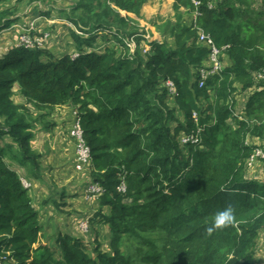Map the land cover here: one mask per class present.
<instances>
[{"label": "trees", "instance_id": "1", "mask_svg": "<svg viewBox=\"0 0 264 264\" xmlns=\"http://www.w3.org/2000/svg\"><path fill=\"white\" fill-rule=\"evenodd\" d=\"M16 1L0 9V32L19 20V4L37 0ZM148 1L70 0L69 49L19 45L0 56V264H264V178L248 177L246 165L254 147L248 134L264 139V79L255 78L264 70V8L250 13L239 6L253 0H198V7L175 0L174 19L160 27L168 37L149 41L143 55L145 31L129 13L140 17ZM196 10L199 26L218 46L228 45L226 67L204 85L201 69L210 68L211 50L189 20ZM107 35L115 41L101 45ZM133 35L134 54L124 38ZM15 87L25 103L13 99ZM247 90L243 119L234 117L237 96ZM61 106L80 114L91 178L104 187L91 201L94 212L78 223L107 225L110 250L100 243L90 250L69 232L42 241L38 201L22 179L43 180L42 153L32 141ZM191 132L199 141L182 145L181 134ZM122 182L126 192L118 189ZM56 192L59 198L50 195L40 207L60 210L76 196ZM229 206L236 222L208 234L214 214Z\"/></svg>", "mask_w": 264, "mask_h": 264}, {"label": "rangeland", "instance_id": "2", "mask_svg": "<svg viewBox=\"0 0 264 264\" xmlns=\"http://www.w3.org/2000/svg\"><path fill=\"white\" fill-rule=\"evenodd\" d=\"M174 1L157 0L156 2L154 1L148 12L143 9L140 17L131 15L133 18L135 17L134 19L141 26V28L139 27L140 31L144 29L146 32L149 29L151 32L147 36L149 41L157 39L162 42L168 37V35H165L167 34L166 29H161L160 27L164 26L166 21L170 20V17L174 19ZM17 4L18 1L13 0L1 4L0 9ZM71 6L72 3L70 0H37L31 4L28 2L19 4V20L12 27L10 26L0 32V56L4 55L12 46H19L20 34L23 31L29 34L32 27L31 33L33 35L35 33L40 34L46 30L51 31L52 38L43 48L53 49L55 51L59 50V52L69 49V44L72 42L70 29H72L71 26L73 24L71 25V22L66 18L67 12H65V9L69 10ZM239 6L242 9H247L250 13L262 11L264 8L263 0H253L249 7L241 3ZM247 17L248 15H244L242 19ZM47 19H54L55 22H49ZM124 38L127 39L129 37L126 36ZM99 41H101V45L106 46L114 42L115 38L107 35V39L100 37ZM140 43L143 46L146 44V40L143 39ZM70 51L72 53L76 52L75 48H72ZM142 54L144 55L143 52ZM14 89L16 92L13 94V99L18 103H25V97L21 93H18L16 87ZM250 94L251 91L249 90L239 92L235 105L236 113L243 116ZM27 105L32 107L31 103H27ZM31 110L39 113L33 107ZM72 110L73 108L70 106H61L55 109L52 114L44 118L49 123L48 127L41 129L43 128V124L38 125L36 136L32 141L33 146L42 153L41 171L43 180H27V185H32V195L38 201L36 207H39L42 215L44 229L41 238L44 243L52 244L60 232H69L77 237H81L90 250L97 243L101 244L103 250H110V232L107 225L90 224L91 228L89 232H81L78 230V219L88 215L91 216L95 210L96 203H91V201L86 200L84 194L87 183L93 180L90 171H79L74 168L75 155L73 156V141L68 133V126L71 122L70 118L73 115ZM179 117L184 120L181 115ZM258 138L260 137L249 134L248 142L250 145L255 146L264 141V139ZM17 169L23 172V168L19 165ZM247 176L252 178L259 177L260 179L264 178V160H261L255 167L249 168L247 170ZM62 189H67L69 195H76L67 198L69 204L63 206L65 209L61 208L57 210L53 207L52 203L40 207L44 198L50 195L57 196L58 192L56 191H61ZM74 190H77V192H74ZM259 247L258 257L264 261V240L262 243L260 242Z\"/></svg>", "mask_w": 264, "mask_h": 264}, {"label": "built area", "instance_id": "3", "mask_svg": "<svg viewBox=\"0 0 264 264\" xmlns=\"http://www.w3.org/2000/svg\"><path fill=\"white\" fill-rule=\"evenodd\" d=\"M193 3L196 7H198L200 5V1H198V0H193ZM210 6L212 7V3L210 4ZM199 14H200V12L198 10H196L194 16L190 18V22L192 23V25H194L196 28H198V40L200 42H204V43L208 44L209 48L211 50V52H210V63H211L210 68L209 69H206V68L201 69L200 84L204 85L206 79L209 77L208 75L221 73L223 71V68L226 67V61L225 60L227 57L226 49L228 48V45L223 46V47L218 46L215 43V41L211 38V35L206 33V31L201 26H199L198 21H197ZM47 20L49 22H52V23L55 22L54 19H47ZM32 29H33V27L31 28V30ZM31 30L29 32V34H31V35H29L28 33H25L24 31L20 34L19 41H18L20 46H24V47L30 48V49L43 48V46L47 42H49L52 38L51 31L46 30L45 32H42L40 34L35 33L33 35L31 33ZM148 35H150V34L146 30L145 34H143L144 39L146 40V44L141 46V50L144 54L146 52H148L150 49L149 40L147 37ZM126 41H127L128 47L130 49V52L132 54H134L137 47H138L137 42H136V37L133 35V36L127 38ZM78 55H79L78 53H74L73 57L78 56ZM255 78L259 81L263 80L264 79V70L258 71L257 73H255ZM166 86L169 90V93L172 96H175L177 94V87L172 80L169 79L166 82ZM72 113H73V119L68 126V133H69V137L73 141V146H74V151H75V169H77L79 171L90 170L92 168L91 147L85 138V131H84V127L82 124L80 114L77 112L76 109H74L72 111ZM233 115L235 117L243 119L242 115L235 112V108H234ZM195 116H196V113H195ZM195 122L198 123L197 118H196ZM248 138H249V134L247 136L246 142L248 145H250V143L248 142ZM258 139H260V138H258ZM180 141H181L182 145H186L188 143H196L199 141V132L182 133V135L180 137ZM261 160H264V141H262L261 143H259L258 145H255L253 147V151L247 159V163H246L247 168L249 169V168L255 167L256 164H258ZM22 180H23V183L26 187L31 186V185H27L26 179H22ZM118 189L120 192H126L127 187H126L125 183L122 182L120 184V186L118 187ZM103 192H104V187L99 182H95V181L91 180L87 183L84 194H85V198L88 201H92V200L99 198ZM90 228H91V225H90V222L88 219L81 220L78 223V229L82 232H89Z\"/></svg>", "mask_w": 264, "mask_h": 264}, {"label": "clouds", "instance_id": "4", "mask_svg": "<svg viewBox=\"0 0 264 264\" xmlns=\"http://www.w3.org/2000/svg\"><path fill=\"white\" fill-rule=\"evenodd\" d=\"M235 222L236 216L234 214L233 208L230 206L226 207L214 214L211 224L206 228V232L208 234H212L214 231L227 228L233 225Z\"/></svg>", "mask_w": 264, "mask_h": 264}, {"label": "crops", "instance_id": "5", "mask_svg": "<svg viewBox=\"0 0 264 264\" xmlns=\"http://www.w3.org/2000/svg\"><path fill=\"white\" fill-rule=\"evenodd\" d=\"M154 1L156 2L157 0H149L148 3H146V4L144 5L143 9L146 10V11L148 12V11L150 10L152 4L154 3ZM143 9H142V10H143ZM124 13H125V12H124ZM129 15H130V16H131V15L134 16L135 14H133V13H129ZM133 16H132V17H133ZM135 16H136V15H135ZM134 18H135V17H134ZM148 33L151 34V32L149 31V29H148ZM263 236H264V234H262V236H261V239H260V242H261V243H262L263 240H264V239H263ZM262 239H263V240H262ZM260 242H259V243H260ZM258 253H259V252H258Z\"/></svg>", "mask_w": 264, "mask_h": 264}]
</instances>
